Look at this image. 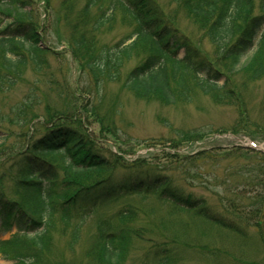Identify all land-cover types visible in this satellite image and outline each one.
I'll use <instances>...</instances> for the list:
<instances>
[{
	"label": "rangeland",
	"instance_id": "rangeland-1",
	"mask_svg": "<svg viewBox=\"0 0 264 264\" xmlns=\"http://www.w3.org/2000/svg\"><path fill=\"white\" fill-rule=\"evenodd\" d=\"M32 1L34 7L29 20L39 24L44 44L33 59L25 46L22 54L27 57L26 63L18 73H10L8 82L4 80L0 53V189L8 197L30 203L37 201V191L43 186H31L23 178L19 180L11 168L21 161L19 158L44 133L45 127L54 124L74 126L94 146L127 162L138 158L147 159L152 166H167L172 162L169 165L179 166V172L188 165L185 158L202 151H214L217 155L234 147L249 149L251 144L264 149V76L254 79L245 65L232 70L231 61L224 56V47L208 33L209 21L198 19L185 9L184 0L153 1L168 13V22L174 27H171L174 41L191 44L198 57L218 71L219 83L225 87L224 91L206 93L198 86L196 75H185L184 83L177 76L171 78L176 94L173 103L144 98L126 87L130 72L150 65L152 59L160 63L162 58L157 59L159 54L151 38L138 37L140 23L120 0H96L86 12L88 0ZM253 3V15L264 27L262 0ZM200 4L194 9L208 17L203 12L209 10L210 3L201 0ZM22 15L26 20V15ZM2 24L5 26L7 21ZM178 46L175 58L182 60L188 53L184 46ZM255 49L257 46L247 57ZM109 53L114 62L105 64L102 56ZM167 68L171 74V63H167ZM198 135L200 138H195ZM189 158L193 169L186 174V181L215 204L219 197L203 191L193 178L199 177L196 171H204L214 175L210 182L216 185L218 175L225 174L221 164L211 160L196 164ZM94 177L91 174L76 180L82 182ZM238 183L243 188L252 181L242 178ZM62 208L57 206L52 216L49 245L43 253L54 264H109L103 262L97 249H91L98 221L112 224L119 213L128 210H133L135 216L128 221L131 241L122 264H155L149 252L156 245L173 250L183 258L184 264H234L236 258L264 264V246L260 245L257 234L250 232L246 240L220 234L206 228L201 220L168 210L169 204L159 201L155 194L121 195L107 205L78 208L68 215ZM198 225L205 230H197ZM16 231L15 226L10 232L0 231V241L9 240ZM200 243L206 244L205 249H212L207 255L209 261L202 246L195 250L194 246ZM217 249L225 252L219 255L221 258L215 256ZM14 263L0 253V264Z\"/></svg>",
	"mask_w": 264,
	"mask_h": 264
},
{
	"label": "trees",
	"instance_id": "trees-1",
	"mask_svg": "<svg viewBox=\"0 0 264 264\" xmlns=\"http://www.w3.org/2000/svg\"><path fill=\"white\" fill-rule=\"evenodd\" d=\"M120 1L140 23L138 37L151 38L159 54L157 59L162 58L160 63L152 59L150 65L130 72L125 81L129 90L144 98L154 97L173 103L176 94L172 90L171 78L179 76L181 83H184L185 75L194 74L198 86L204 92L224 91L225 86L219 83L218 71L212 64L201 56L198 57L191 44L174 41V27L168 22L167 12L159 9L153 0ZM200 1L184 0L183 7L198 19L209 21L208 33L211 39L224 47V56L231 61L232 70L245 65L246 71L252 73L254 79L263 77L264 27L257 16L253 15V0H206L210 3L209 10H204L203 13H208V17L194 9L195 5L202 4ZM95 3L96 0H88L84 11L90 10ZM33 7L32 0H0V24L7 21L5 26L0 25V53L3 57L1 67L4 69L6 82L9 81L10 73H18L20 66L26 63L27 57L22 54L25 46L28 47L29 57L33 59L39 47L44 44L39 24L29 20ZM260 9L264 12V0ZM23 13L26 20L22 18ZM98 27L97 25L95 29ZM237 38L238 41L235 42ZM127 41L122 42V45ZM178 45L184 46L188 53L182 60L175 58ZM256 46L257 50L247 57ZM102 61L112 63L114 58L109 53L102 56ZM168 62L172 65L171 74L167 70ZM43 131L30 144L25 155L19 158L21 161L11 168L15 171L14 177L19 180L23 178L31 186H43L37 191V201L30 203L10 198L0 189V231L7 233L14 226L17 227L9 240L0 241V253L5 259L13 260L14 264H54L52 259L43 257V253L48 249L53 226L52 216L56 214L57 206L64 207L63 212L68 215L78 208L100 207L121 195L136 193L155 194L159 201L169 204L168 210L188 214L201 220L200 223L206 228L220 234L243 240L249 238L250 232L257 234L260 245L264 246V153L234 147L221 150L217 155L209 150L188 157L196 164L206 160L221 164L225 174L218 175V184L211 185L210 178L214 175L204 171H196L195 174L198 173L199 177L193 178L203 191L219 197L213 204L210 198L195 191L197 188L186 181V174L189 175L193 169L188 158H185L188 165L179 172V166L169 165L172 162L167 166H152L147 159L138 158L127 162L117 154L106 153V150L94 146L83 132L82 134L72 125L62 127L54 124L49 128L45 127ZM188 137L192 139V136ZM53 164L60 168L55 169ZM91 174L95 175L91 180H76V177ZM251 174L252 179L249 177ZM242 178L251 180V185L249 183L241 188L238 181ZM133 216L135 212L128 210L119 213L118 219L112 224L98 221L95 244L91 249L99 251L98 255H101L103 262H124L131 241L128 221ZM202 227L198 225L197 230L202 232ZM200 246L204 250L206 244L194 246L195 250H199ZM211 251L212 249H205V256L210 255ZM224 253L217 249L215 256L221 258L219 255ZM149 255L155 264H184L183 258L167 247L156 245ZM207 257L209 261L210 256ZM236 259L234 264H255L247 258Z\"/></svg>",
	"mask_w": 264,
	"mask_h": 264
}]
</instances>
